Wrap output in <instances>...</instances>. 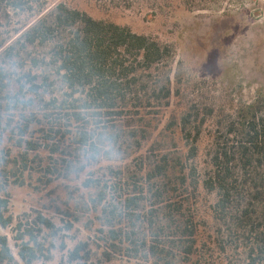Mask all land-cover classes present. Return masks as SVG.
<instances>
[{
    "label": "trees",
    "instance_id": "16d2710c",
    "mask_svg": "<svg viewBox=\"0 0 264 264\" xmlns=\"http://www.w3.org/2000/svg\"><path fill=\"white\" fill-rule=\"evenodd\" d=\"M0 7L26 16L0 41V264H56L41 238L74 229L94 234L58 264H264V100L205 103L174 43L67 3ZM173 96L189 99L167 118ZM59 180H78L68 219L24 214L15 254L9 187Z\"/></svg>",
    "mask_w": 264,
    "mask_h": 264
},
{
    "label": "rangeland",
    "instance_id": "374dc122",
    "mask_svg": "<svg viewBox=\"0 0 264 264\" xmlns=\"http://www.w3.org/2000/svg\"><path fill=\"white\" fill-rule=\"evenodd\" d=\"M49 8L64 2L73 8L88 12L98 19H109L127 25L139 34H150L177 47V60H184L192 72L201 79L200 89L193 95L205 103H217L229 111L264 100V0H211L206 9L190 11L182 0H40ZM6 14L0 7V41L14 34L26 19L18 14ZM189 97L173 96L172 106L166 111L180 112ZM207 141L201 144L203 148ZM203 153L201 160H203ZM76 181H56L38 191L29 186L9 187L14 223L2 233L8 235L11 246L18 253L14 227L24 214L38 211L53 218L58 225L68 219L65 211L69 190ZM69 187V188H68ZM213 201L206 193L199 198L202 217L209 218V205ZM74 206V204H71ZM59 208L61 210H59ZM83 229V227H81ZM64 230L55 238L56 248L47 247L55 255V263L62 261L66 250H61L63 239L68 248L75 246L72 236L84 239L93 232ZM70 235V236H68ZM18 257V256H17ZM19 258V257H18ZM36 264H42L37 262Z\"/></svg>",
    "mask_w": 264,
    "mask_h": 264
}]
</instances>
